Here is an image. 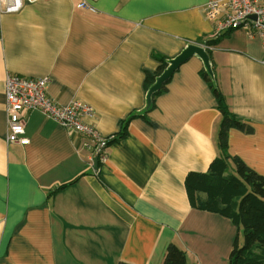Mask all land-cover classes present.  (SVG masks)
Instances as JSON below:
<instances>
[{
    "label": "crops",
    "instance_id": "obj_1",
    "mask_svg": "<svg viewBox=\"0 0 264 264\" xmlns=\"http://www.w3.org/2000/svg\"><path fill=\"white\" fill-rule=\"evenodd\" d=\"M78 2L37 0L0 15V264H162L170 243L189 263L227 264L235 226L192 207L184 184L219 152L203 61L183 62L149 111L144 80L160 57L211 40L214 83L253 128H230L227 152L264 176L262 40L242 28L212 37L207 0ZM7 74L48 76L56 103L90 105L89 121L113 136L105 161L39 110L25 113L28 143L8 142Z\"/></svg>",
    "mask_w": 264,
    "mask_h": 264
},
{
    "label": "trees",
    "instance_id": "obj_2",
    "mask_svg": "<svg viewBox=\"0 0 264 264\" xmlns=\"http://www.w3.org/2000/svg\"><path fill=\"white\" fill-rule=\"evenodd\" d=\"M211 40L201 43L209 48ZM206 51L209 52V50ZM154 72L146 73L144 89L147 93L156 77L167 67L170 59L160 57ZM202 77L208 83L217 101L220 119L217 134L218 155L204 172L190 171L184 184L192 207L217 213L226 217L235 226L236 232L227 257V264H264V176L247 166L239 157L227 152V135L230 128L252 132L251 125L231 112L224 96L216 87L213 77L204 68ZM153 93L149 111L154 106V97L165 89ZM129 119L121 124L122 136ZM72 180L71 182H73ZM64 186L60 185L59 188ZM117 264H129L119 262ZM162 264H196L187 261L185 252L178 245L170 243Z\"/></svg>",
    "mask_w": 264,
    "mask_h": 264
},
{
    "label": "built area",
    "instance_id": "obj_3",
    "mask_svg": "<svg viewBox=\"0 0 264 264\" xmlns=\"http://www.w3.org/2000/svg\"><path fill=\"white\" fill-rule=\"evenodd\" d=\"M37 0H0V15L15 13L25 3ZM78 7L93 9L89 0H79ZM206 19L213 21L215 27L212 37L232 29H248L255 33L264 47V3L262 0H207L203 8ZM264 63V57L262 59ZM48 76L29 78L17 74H7L5 78V110L7 113L8 142L27 144L25 135V113L39 110L67 129L83 135L85 147L100 161L106 159V147L113 138L104 136L89 121L93 117L90 105L71 101L61 105L47 94Z\"/></svg>",
    "mask_w": 264,
    "mask_h": 264
},
{
    "label": "water",
    "instance_id": "obj_4",
    "mask_svg": "<svg viewBox=\"0 0 264 264\" xmlns=\"http://www.w3.org/2000/svg\"><path fill=\"white\" fill-rule=\"evenodd\" d=\"M206 48L207 46L204 44L189 43L178 55L171 58L167 67L156 77L155 82L149 87V90L146 93V107H149L153 93L161 89L163 84L168 81L178 67L193 55H197L201 58L205 69L212 76L213 73Z\"/></svg>",
    "mask_w": 264,
    "mask_h": 264
}]
</instances>
